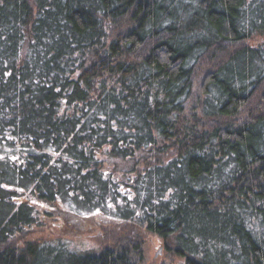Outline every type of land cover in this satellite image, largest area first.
<instances>
[{
    "label": "trees",
    "instance_id": "1",
    "mask_svg": "<svg viewBox=\"0 0 264 264\" xmlns=\"http://www.w3.org/2000/svg\"><path fill=\"white\" fill-rule=\"evenodd\" d=\"M61 202L264 264V0H0V264H134L26 240Z\"/></svg>",
    "mask_w": 264,
    "mask_h": 264
},
{
    "label": "rangeland",
    "instance_id": "2",
    "mask_svg": "<svg viewBox=\"0 0 264 264\" xmlns=\"http://www.w3.org/2000/svg\"><path fill=\"white\" fill-rule=\"evenodd\" d=\"M58 206L74 215L61 213L58 218H42L41 223L28 231L26 240H58L74 251L96 255L104 249L120 245L118 242H123V248L134 253L132 244H139V256L135 257L134 264H186L183 258L168 250L158 236L142 231L131 223L109 220L106 219V212L85 210L66 202H61Z\"/></svg>",
    "mask_w": 264,
    "mask_h": 264
},
{
    "label": "water",
    "instance_id": "3",
    "mask_svg": "<svg viewBox=\"0 0 264 264\" xmlns=\"http://www.w3.org/2000/svg\"><path fill=\"white\" fill-rule=\"evenodd\" d=\"M159 253H160V251H159Z\"/></svg>",
    "mask_w": 264,
    "mask_h": 264
}]
</instances>
